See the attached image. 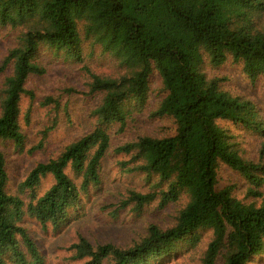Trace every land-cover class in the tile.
Returning a JSON list of instances; mask_svg holds the SVG:
<instances>
[{"label":"trees","instance_id":"obj_1","mask_svg":"<svg viewBox=\"0 0 264 264\" xmlns=\"http://www.w3.org/2000/svg\"><path fill=\"white\" fill-rule=\"evenodd\" d=\"M0 28L14 34L0 61V264H46L25 218L55 229L72 220L102 184L113 129L124 131L143 113L154 78L161 99L151 116L171 121L174 133L139 131L115 149L128 158L118 164L122 176L146 182L142 192L127 191L122 208L141 214L158 201L160 209H177L167 226L149 225L127 247L94 246L81 236L74 259L163 264L191 253L199 264H256L264 258V109L228 89L230 78L218 72L236 66L251 86L264 84V0H0ZM44 54L80 70L84 94L97 102L92 128L38 164L13 192L3 147L25 151L22 119L29 123L31 108L24 109V98L34 97L30 80L47 73ZM42 105L54 106L51 112L61 107L55 97ZM250 137L258 139L253 152ZM225 169L238 180L224 183ZM48 176L54 184L39 196Z\"/></svg>","mask_w":264,"mask_h":264},{"label":"rangeland","instance_id":"obj_2","mask_svg":"<svg viewBox=\"0 0 264 264\" xmlns=\"http://www.w3.org/2000/svg\"><path fill=\"white\" fill-rule=\"evenodd\" d=\"M13 39L14 34L11 29L0 28V61L13 46ZM42 57L47 73L30 80L28 89L34 97L24 98V109L31 108L29 123L24 118L22 119V126L27 136L25 151L20 153L12 144L3 147L8 162L9 188L13 192H17L18 186L38 164L46 163L51 158L57 157L58 153L69 143L82 138L91 130L90 114L97 105L94 98L84 94L87 89L83 82L81 83L79 69L49 54H44ZM95 67L100 69L98 66ZM218 72L230 78L227 84L228 89L236 94L255 99L264 109V84L251 86L250 81L236 66L227 65ZM2 82L3 78L0 77V86ZM74 88H78L79 92L73 91ZM158 88L159 80L154 78L148 106L143 113L128 121V126L124 131L121 132L118 126L113 129L112 148L103 162L102 184L99 189H93L90 196L83 198V208L73 214L69 223L59 229H55L52 225L45 228L35 219L25 218L24 226L39 246L46 264H84L83 261L74 259L73 250V245L79 241L81 236L94 246L114 244L127 247L144 236L149 225L156 224L165 227L171 222L177 206L160 209L157 201L141 214L136 213L132 205L122 208L127 191L135 189L142 192L146 182L138 175L122 176V170L118 164L128 158L115 153L117 147L134 138L139 131L156 136L174 133L171 121L151 116L155 104L161 99ZM48 97L60 100L61 107L58 111L51 112L54 108L52 105H42ZM55 122L58 126L44 139L45 131ZM234 131L243 134L242 131L235 129ZM248 141L247 147L253 152L258 139L250 137ZM42 142L43 147L38 149ZM222 177L223 182L229 178L233 181L239 178L229 169L223 171ZM53 184L54 180L51 176L43 179L36 189L37 194L42 196ZM24 199L28 201L27 197ZM203 250L204 248L200 250V253H203ZM199 262V257L194 259L190 253L186 257L168 260L163 264H199ZM256 264H264V258Z\"/></svg>","mask_w":264,"mask_h":264}]
</instances>
